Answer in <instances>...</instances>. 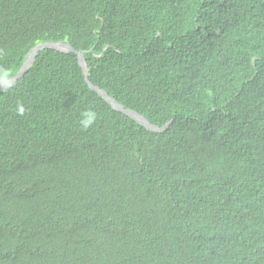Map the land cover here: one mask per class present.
Returning <instances> with one entry per match:
<instances>
[{
	"label": "trees",
	"instance_id": "trees-1",
	"mask_svg": "<svg viewBox=\"0 0 264 264\" xmlns=\"http://www.w3.org/2000/svg\"><path fill=\"white\" fill-rule=\"evenodd\" d=\"M45 42L150 128L38 51L0 88V264H264V0H0L11 77Z\"/></svg>",
	"mask_w": 264,
	"mask_h": 264
},
{
	"label": "water",
	"instance_id": "water-1",
	"mask_svg": "<svg viewBox=\"0 0 264 264\" xmlns=\"http://www.w3.org/2000/svg\"><path fill=\"white\" fill-rule=\"evenodd\" d=\"M63 47V48H61ZM53 49L59 52H76L69 44H67L66 42H45V43H41L39 45L34 46L25 56V59L22 63V66L20 67V69L18 70V72L11 77L10 79H6V80H0V88H8L10 86H12V84H14L18 79H20L23 74L31 67L38 51L43 50V49ZM77 56H78V62L81 66V68L83 69L84 72V77L85 80L87 82V84H89L90 88L93 91H96L104 100H106L115 110L120 111L128 116H130L132 119L136 120L138 123L142 124L143 126H145L146 128H150V125L148 124V122L146 120L143 119L142 116L137 115L136 113L127 111V110H123L112 98H110L104 91L99 90L97 87L93 86L87 79V71H86V64L85 61L83 59L82 53L81 52H76ZM28 57H30V63L29 65H25L26 61L28 59ZM1 81H7L6 84L1 83ZM152 130L154 131H160L161 129L158 128H154L152 127Z\"/></svg>",
	"mask_w": 264,
	"mask_h": 264
},
{
	"label": "clouds",
	"instance_id": "clouds-1",
	"mask_svg": "<svg viewBox=\"0 0 264 264\" xmlns=\"http://www.w3.org/2000/svg\"><path fill=\"white\" fill-rule=\"evenodd\" d=\"M11 78V72L0 66V80H6ZM25 112V108L23 107L22 104L17 105V114L18 115H23ZM80 126L83 129H88L89 127L93 126L95 121L97 120V113L94 110L91 109H86L80 114Z\"/></svg>",
	"mask_w": 264,
	"mask_h": 264
},
{
	"label": "bare ground",
	"instance_id": "bare-ground-1",
	"mask_svg": "<svg viewBox=\"0 0 264 264\" xmlns=\"http://www.w3.org/2000/svg\"><path fill=\"white\" fill-rule=\"evenodd\" d=\"M61 48H63V47H61ZM29 63H30V57H28V59H27V61H26V66L27 65H29ZM1 83H3V84H6L7 83V81H1Z\"/></svg>",
	"mask_w": 264,
	"mask_h": 264
}]
</instances>
